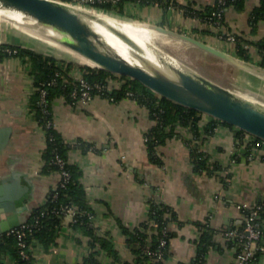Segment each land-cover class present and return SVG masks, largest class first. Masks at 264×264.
<instances>
[{
  "label": "crops",
  "instance_id": "obj_1",
  "mask_svg": "<svg viewBox=\"0 0 264 264\" xmlns=\"http://www.w3.org/2000/svg\"><path fill=\"white\" fill-rule=\"evenodd\" d=\"M175 1L177 5L164 8L160 4L124 0V14L119 15L189 34L231 54H234L235 42L228 35L240 34L249 40H258L264 34V22L253 33L249 25L251 9L259 0H246L241 11L233 8L225 11V25L219 30L226 38L203 32L206 25L184 10L186 5L204 8L215 0ZM4 26L0 21V43L84 64L77 55L80 60L69 53L71 56L66 57L65 50L49 47L42 39L41 44L29 43L12 26ZM245 46L254 60L251 63L258 65L256 47ZM238 69L240 75L235 83L245 90L251 84L258 85L264 97V80ZM81 73L79 67L71 69V76L76 79L81 78ZM35 91L27 57L0 58V141L4 140L0 147V234L23 225L33 208L44 202L49 189L60 179L56 171H40L46 136L30 108ZM51 110L54 126L71 147L69 162L81 170V181L94 213L93 225L117 249L116 257L100 251L98 257L103 264L133 260L122 226L132 229L141 225L149 219L153 204L166 206L173 213L168 224L170 256L165 264L234 263L236 249L228 245V235L239 232L245 222L243 210L236 205L241 202L257 205L264 199V159L259 150H246L236 127L217 123L207 133L205 124L210 116L205 114L200 120L198 136L189 127L177 126L176 133L150 154L145 133L154 121L147 109L133 98L112 100L95 95L85 104L72 105L56 97ZM79 144L86 150L78 148ZM197 154L206 159L209 169H198ZM14 182L22 196L4 198L6 185ZM71 222L72 215L65 214L55 243L48 248H34L35 264L82 261L90 251L89 239L73 229ZM203 225L215 230L214 245L197 262V240ZM8 226L14 227L1 231ZM256 264H264V252Z\"/></svg>",
  "mask_w": 264,
  "mask_h": 264
},
{
  "label": "trees",
  "instance_id": "obj_2",
  "mask_svg": "<svg viewBox=\"0 0 264 264\" xmlns=\"http://www.w3.org/2000/svg\"><path fill=\"white\" fill-rule=\"evenodd\" d=\"M140 1L160 4L164 8L177 5L175 0ZM245 1L215 0L214 3L204 8L198 9L194 6L186 5L184 10L187 15L196 17L206 25L203 32L208 34L217 33L222 38H226V34L219 30L221 26L225 25V11L228 8L241 11L244 9ZM123 2L124 0H94L89 3L95 8L124 14ZM260 22H264V0H259L251 9L249 25L252 33L257 30ZM234 42V54L248 62H254V60L245 44L255 46L259 55L257 63L264 67V34L258 40H249L243 35L234 34ZM17 55L27 57L31 62V74L34 77L36 91L32 97L30 108L46 136V144L41 153L42 165L40 171L42 173L56 171L60 175V171L65 170L68 172V176L61 178L54 187H51L44 202L33 208L25 223L17 227L22 232L21 241L24 246L19 244L20 240L16 233L7 232L0 234V264H35L34 248L36 246L48 248L55 243L60 233L61 223L67 207H72L75 210L71 222L73 229L79 230L82 235L87 236L89 239L90 251L83 257L82 261L76 264H103L98 257L100 251L104 250L116 257L117 249L113 247L106 237L100 235L97 232V228L93 225L94 213L81 181V170L77 164L69 162L68 159V152L71 147L68 146L53 124L47 125L48 121H53L51 105L56 97H62L72 105L77 103L80 79L71 76V69L74 67L80 68L82 72L81 79H84L89 84V92L92 97L101 95L112 100L130 97L147 109L149 117L154 121V124L145 133V142L150 154H154L158 145L164 143L176 133L177 126L189 127L193 134L198 136L201 126L200 120L205 114L173 102L168 98L161 97L138 80L125 75L114 74L98 67L76 64L45 55L30 48L0 43V58ZM41 88L46 91L45 99L48 101V111L46 112L43 110L42 104L39 103V90ZM127 92H131V95L128 96ZM209 118V122L205 124L207 133H211L217 123L234 127L216 118ZM236 129L239 137L241 136L240 140L244 142L246 150H249V152L251 150H259L264 159V148L262 149L255 145L258 141L264 143V140L252 136L241 129ZM78 148L86 150L83 144H79ZM57 156L63 160V165L56 161ZM195 164L200 170L209 169L206 159L201 158L200 154L196 155ZM257 206L259 210L255 222L257 224L256 227L260 231V236L257 240L258 247L248 264H256L264 252V199L257 203ZM249 212L250 209L243 210L244 215ZM172 219L173 213L169 208L161 204H153L149 219L142 222L141 225L132 229L122 226L126 245L133 254V260L123 261L122 264H165L166 259L170 256L169 241L171 232L168 224ZM244 226L245 222L240 231H243ZM201 229V234L197 240V262L202 261L205 253L214 245L215 230L208 225H203ZM162 240L165 241L163 244L161 243ZM243 243L244 238L228 237V245L235 247L236 255L241 251ZM21 250H24L28 256L23 257ZM158 254L161 255L158 256Z\"/></svg>",
  "mask_w": 264,
  "mask_h": 264
},
{
  "label": "water",
  "instance_id": "obj_3",
  "mask_svg": "<svg viewBox=\"0 0 264 264\" xmlns=\"http://www.w3.org/2000/svg\"><path fill=\"white\" fill-rule=\"evenodd\" d=\"M0 8L21 13L27 20L35 22L34 30L44 32L60 46L91 62H83L84 64L136 79L161 97L195 109L264 140V103H255L243 98L234 93L230 87L224 86L192 68H184L187 83L180 82L181 78L169 68L164 60H150L133 38L105 23L108 30L134 49L136 61L110 44L68 2L61 0H0ZM123 17L150 26L161 33L172 34L183 43L190 44L237 68L257 76H264V67L245 61L197 37L159 24ZM151 68L161 71L164 76L155 73ZM238 87L244 90L243 87L239 85ZM3 141H0V147ZM5 188L7 191L4 198L17 199L22 196L17 182L6 185ZM14 226H8L1 231Z\"/></svg>",
  "mask_w": 264,
  "mask_h": 264
},
{
  "label": "bare ground",
  "instance_id": "obj_4",
  "mask_svg": "<svg viewBox=\"0 0 264 264\" xmlns=\"http://www.w3.org/2000/svg\"><path fill=\"white\" fill-rule=\"evenodd\" d=\"M72 5L79 13H81L86 20L99 32L101 33L110 44H112L114 47H116L118 50H120L123 54L135 59V54H134V49L131 48L128 44L123 42L119 37H117L115 34H113L110 30L107 29L105 26L106 24H109L110 26L114 27L117 30H120L133 38L135 42L144 50V55L149 58L150 60L157 61V60H164V62L171 68L177 75L178 77L181 78L179 80L182 83H187V78L185 76L184 72V67L179 65L178 63L174 62L169 56L166 55V53L162 52L159 50L155 45L153 44V40H156L157 38H163L166 41L169 42H175L177 44L183 43L180 41L178 38L173 36L172 34L169 33H161L157 31L154 28H151L150 26H146L144 24H141L139 22H136L134 20L125 18L123 16H120L119 14L116 13H111L107 12L104 10H97L93 8H88L86 6L82 5H73L72 3H69ZM0 13L2 15L10 16L14 20H16L19 23H22L26 21V17L22 15L21 13L15 12V11H8L0 8ZM7 22V21H6ZM34 25L35 22L31 21ZM31 32L37 34H43L47 38H49L52 42H55L52 38H50L48 35H46L44 32H40L37 30H32L30 29ZM37 31V32H36ZM38 35V34H37ZM72 55L77 59L80 60L77 56L82 58L84 62L86 63H91L88 59L84 58L83 56L73 52ZM77 55V56H75ZM155 73L162 75V72L155 69L151 68ZM234 93L237 95L246 98L250 101L260 103L259 101L246 97L244 93L238 89V88H230ZM263 104V103H262Z\"/></svg>",
  "mask_w": 264,
  "mask_h": 264
},
{
  "label": "rangeland",
  "instance_id": "obj_5",
  "mask_svg": "<svg viewBox=\"0 0 264 264\" xmlns=\"http://www.w3.org/2000/svg\"><path fill=\"white\" fill-rule=\"evenodd\" d=\"M68 3H72L73 5H82L97 10H103L91 6L89 2H81L80 0H76ZM0 21H2L6 26H10V27L12 26V28L15 29V32L18 35L22 34L21 37H24V39L29 43L33 42V44L34 43L41 44L43 43L41 41L42 39L49 43L46 44L49 47H54L57 49L61 48L65 50L63 52L64 56L67 57V55L71 56L69 54H72L70 50L66 49L65 47H60V45L57 44L56 42L52 43V41L49 38H47L45 35L39 34L37 31L36 32L38 35L31 32L30 29L34 30L33 29L34 26L33 24H31L32 22L30 20H26L22 23H19L10 16L2 15L0 13ZM6 26H4V28ZM153 44L159 50L166 53V55L169 56L172 60H174V62L178 63L184 68L195 69L224 86L239 89L238 84L235 83L237 76L240 75L239 73L240 70L237 67L229 63H226L225 61L216 58L208 53H205L202 50L187 43L177 44L172 41L171 42L166 41L165 39L159 37L156 40H153ZM260 79L264 80V76L262 77L260 76ZM241 91L244 93L246 97L253 98L263 103L262 99H264V97L261 95L262 91L260 90V88H258V85L255 86L251 84L248 89L246 90L244 89Z\"/></svg>",
  "mask_w": 264,
  "mask_h": 264
},
{
  "label": "built area",
  "instance_id": "obj_6",
  "mask_svg": "<svg viewBox=\"0 0 264 264\" xmlns=\"http://www.w3.org/2000/svg\"><path fill=\"white\" fill-rule=\"evenodd\" d=\"M81 2H92L94 0H80ZM220 14V13H218ZM228 39L229 40H234V35H228ZM80 87H79V98L77 100V103H82L85 104L87 103L91 98V93L89 92V84L84 80L80 78ZM40 92V100L39 103L42 104L43 106V110L46 112L48 111L47 109V103L48 101L45 99V89L41 88L39 90ZM76 93V92H75ZM127 95L130 96L131 92H127ZM53 123V121H48L47 125H51ZM248 140V139H246ZM256 146H259L260 148H264V143L263 142H256L255 144ZM252 152L249 154V157L252 156ZM56 161L60 164L63 165V160L57 156ZM68 176V172L65 170H61L60 171V179L63 177H67ZM59 179V181H60ZM63 184V183H61ZM238 208L244 210V209H250V212L248 214H245V226L243 231H239L236 233H229V237H239V238H244V243H243V247L241 249V251L236 255L234 263L233 264H248L251 259L253 258L254 252L257 249L258 245H257V240L260 236V231L259 229L256 227V222L255 219L258 217V210L259 207L257 205H250L247 202H241V203H237L236 205ZM75 210L72 207H67L66 209V214L70 213L72 215V220H73V215H74ZM22 226V225H21ZM9 232H14L18 235L19 237V244L23 245V242L21 241L22 238V232L17 229V228H13L11 229ZM165 241L162 240L161 243L163 244ZM21 255L23 257H27V253L24 250H21ZM161 254H158V256H160Z\"/></svg>",
  "mask_w": 264,
  "mask_h": 264
}]
</instances>
